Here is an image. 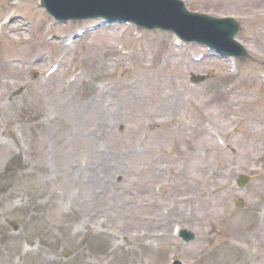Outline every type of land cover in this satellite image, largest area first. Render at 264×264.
<instances>
[{
    "label": "rangeland",
    "instance_id": "obj_1",
    "mask_svg": "<svg viewBox=\"0 0 264 264\" xmlns=\"http://www.w3.org/2000/svg\"><path fill=\"white\" fill-rule=\"evenodd\" d=\"M186 1L236 15L242 74L132 27L66 45L95 21L48 28L26 0L16 11L32 28L2 24L15 6L0 0V264H264V80L252 75L264 72V0ZM189 73L206 81L191 86ZM240 175L250 180L236 191Z\"/></svg>",
    "mask_w": 264,
    "mask_h": 264
},
{
    "label": "bare ground",
    "instance_id": "obj_2",
    "mask_svg": "<svg viewBox=\"0 0 264 264\" xmlns=\"http://www.w3.org/2000/svg\"><path fill=\"white\" fill-rule=\"evenodd\" d=\"M5 11H7V10H5ZM14 14H16V12H14ZM207 21H209V22H212L214 25H215V30L217 31V32H219V33H223V30H222V27H223V23H218V22H215L214 20H207ZM226 21V20H225ZM224 21V23H227V22H229V21H226L225 22ZM237 25H238V23H237ZM210 26V25H209ZM208 26V27H209ZM234 35H235V37H233L232 38V41H233V43H232V45H231V50L232 51H234L235 53H243V47H242V45L240 44V42L237 40V30L235 31V33H234ZM252 39H255L254 37H252ZM241 43L243 44V46H245L246 47V45H245V43L244 42H242L241 41ZM237 46H239V50L238 51H240V52H237L236 51V49H237ZM230 57L229 56H226L225 57V59L227 60V59H229ZM262 60L263 59H260V63L261 64H264V62H262ZM243 70V69H242ZM241 70V71H242ZM259 73H264L263 71H261V70H259L258 71ZM258 79H260V78H258ZM100 112L101 113H103V111H101L100 110ZM95 117H96V119L97 120H99V118H98V116L97 115H94ZM104 157V154H100V156L99 157ZM263 170H264V168H263ZM73 173H74V171L71 173L72 175H73ZM237 178V180L239 181V184L241 185V186H243L242 187V189H240V188H237L236 189V191H243L244 189H245V182L247 181V179H245L244 177H242V176H237L236 177ZM72 182H74V183H76L75 181H73L72 180ZM63 183L65 184V181H63ZM244 188V189H243ZM238 205H241V201H240V199H238ZM116 217H118V215H116ZM101 218H102V216H101ZM238 231H240V228L238 229ZM243 231V230H242ZM122 234H124V233H121L120 235H122ZM112 235H108V237H111ZM230 237H232V236H230Z\"/></svg>",
    "mask_w": 264,
    "mask_h": 264
}]
</instances>
